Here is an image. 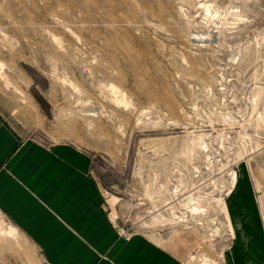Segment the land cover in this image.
<instances>
[{
    "label": "rangeland",
    "instance_id": "374dc122",
    "mask_svg": "<svg viewBox=\"0 0 264 264\" xmlns=\"http://www.w3.org/2000/svg\"><path fill=\"white\" fill-rule=\"evenodd\" d=\"M0 94L21 134L92 159L122 234L240 264L245 180L264 247V0H0ZM12 231L0 264H37Z\"/></svg>",
    "mask_w": 264,
    "mask_h": 264
},
{
    "label": "crops",
    "instance_id": "0c3cea01",
    "mask_svg": "<svg viewBox=\"0 0 264 264\" xmlns=\"http://www.w3.org/2000/svg\"><path fill=\"white\" fill-rule=\"evenodd\" d=\"M0 98V217L13 226L1 230H16L18 242L37 251V264H178L174 253L147 236L120 232L87 154L63 143L50 149L24 136L7 117L14 101ZM248 187L242 180L228 205L241 232L236 255L240 264H263L262 231ZM10 239L8 230L0 232V241Z\"/></svg>",
    "mask_w": 264,
    "mask_h": 264
},
{
    "label": "bare ground",
    "instance_id": "6f19581e",
    "mask_svg": "<svg viewBox=\"0 0 264 264\" xmlns=\"http://www.w3.org/2000/svg\"><path fill=\"white\" fill-rule=\"evenodd\" d=\"M8 234H9L10 236L13 235V231H12V229H9V230H8Z\"/></svg>",
    "mask_w": 264,
    "mask_h": 264
}]
</instances>
